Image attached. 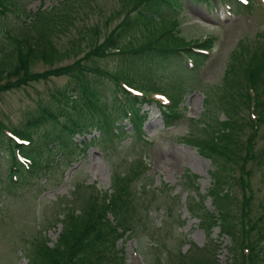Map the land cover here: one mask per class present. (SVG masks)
Wrapping results in <instances>:
<instances>
[{
  "label": "rangeland",
  "instance_id": "1",
  "mask_svg": "<svg viewBox=\"0 0 264 264\" xmlns=\"http://www.w3.org/2000/svg\"><path fill=\"white\" fill-rule=\"evenodd\" d=\"M250 2V7L233 5V14L229 15L228 6L219 0L211 4L182 0L177 9L162 8L161 15L151 20V26L134 25L119 42L128 48L137 46L146 36L159 31L160 17L175 18L174 32L186 41L214 37L212 48L204 53L206 57L200 56L196 68L186 56L165 58L153 53L87 59L90 65L134 78L136 87L159 102L177 98L185 116L179 121L165 120L156 102L138 106L139 114L147 115L142 124V133L148 140L144 142L130 121L123 118L113 97L112 81L102 76L92 78L101 97L99 105L104 103L105 116L117 128L113 134L103 135L95 127L86 135H75L73 140L80 146L84 147L80 140L88 142L84 152H63L61 162L52 165L46 176L25 172L15 185L9 183L8 161L0 153V264H32L41 248L38 243L48 246L56 240L66 212L92 203L100 208V195L104 190L118 193L113 187L114 177H125L127 171L130 175L133 171L143 173L126 186L130 193L118 216L126 232L117 240L116 248L121 250L125 264H195L211 259L214 264H232L238 258L241 191L233 185L226 201L231 230L238 233L237 238L222 236L219 226H214L208 236L201 225L202 221L206 224L202 206L212 212L214 206L209 195L204 196L202 203L198 195H205L210 188L214 164L200 155L198 147L188 143V139H202L205 129L206 132L213 125H221L230 113V104L238 123L241 117L243 127L237 132L240 142L249 136L239 82L248 86L242 78L243 70L248 64L255 66L251 56L264 50V0ZM130 8L131 3L126 5L124 0H7L0 13V62L3 58L14 59L11 52L15 43L9 35L19 36L24 31L34 43L37 35L45 37L57 53L52 64L33 60L31 71L68 65L100 43ZM134 9L130 17L137 14ZM70 81L66 75L51 76L0 92V121L20 128L33 113H57V121L40 123L33 132L35 142L41 145L44 133L54 132L52 129L57 126L55 132L59 131L62 122L78 118L75 111L62 106L61 94ZM255 142L256 157L246 163V169L251 171L252 216L254 221L257 219L251 237L256 248H264V124L258 129ZM25 152L36 160V145L26 147ZM139 158L147 163L143 164L146 169L141 168ZM218 161L234 169L229 173L238 175L239 160ZM149 186H160L162 191L154 193ZM93 189L101 192L96 193L98 198L90 196ZM78 209L74 214H78ZM260 216L262 220L258 219ZM107 252L104 264L112 256L111 251ZM256 264H264V255L257 258Z\"/></svg>",
  "mask_w": 264,
  "mask_h": 264
},
{
  "label": "trees",
  "instance_id": "2",
  "mask_svg": "<svg viewBox=\"0 0 264 264\" xmlns=\"http://www.w3.org/2000/svg\"><path fill=\"white\" fill-rule=\"evenodd\" d=\"M182 0H124V4L131 3V8L125 12L124 18L112 28L105 38L98 44L92 46L82 57L77 58L65 66H58L55 68H48L43 71H31V62L33 60H40L45 63H53L57 53L51 43L40 34L35 40V43L26 38V33L20 32L19 36L9 35L10 40L15 43V48L11 53L14 55V59L3 58L0 62V92L20 88L31 81L44 80L51 76L66 75L71 78L69 84L63 89L62 106L66 109H71L78 118L68 119L67 122H62L59 131L53 127L52 133H44V141L41 145L35 142L32 137L33 132L37 129L40 123L48 120L57 121L58 115L55 112H47V114L30 115V118L25 120L23 126L20 128L8 127L0 121V153H4L8 161V177L9 183L12 185L18 184L21 179L22 173H36V177L46 176L47 171L52 165H58L61 162V156L63 152L71 155L77 150V153L85 151V145L88 143L85 140H80L84 143V147L74 142L73 137L78 134L90 133L93 128H98L103 135L106 133L113 134L117 128L111 125L110 120L105 116L106 107L104 103L99 105L101 97L95 88L94 80L96 76H102L103 78H109L114 86L113 97L118 102L122 110V116L128 119L133 128V131L139 135L140 140L148 142L142 133V124L147 117L146 112L141 115L136 109L138 106L146 103L145 97H137L127 93L120 85L122 81L133 84L134 78L125 75L124 73H112L108 70L101 69L97 66H93L87 63V59L95 57H106L112 54H125V55H141V54H156L162 57H174L187 53L192 55L194 61V68L198 65V60L201 59L202 53L195 51L194 49H211L212 41L214 37L205 38L203 40H184L176 35L174 28H176L177 20L166 19V17H160L159 23L161 24L159 31L151 36H146V39L139 45L134 47H126L119 42L126 36V33L135 28L143 26V28L151 26V20L161 15V10L164 7L167 8H179ZM207 3H212L214 0H196ZM225 2L228 0H220ZM5 2L7 0H0V13L4 12ZM240 5L239 3H234ZM232 6V10H234ZM241 6V5H240ZM245 6V7H250ZM137 10V14L134 17H130V11ZM138 21V23H137ZM36 27H38L36 25ZM39 32V28H38ZM10 41V42H11ZM206 57V56H204ZM252 62H256V65L248 64L243 70L244 84L239 82V91L242 89V102L245 109V123L249 129V136L240 142L237 132L242 130L241 117L239 123L237 119L231 114H235L232 104L229 105L230 111L227 115V119L221 122V125L211 126L210 131L204 130L206 136L202 139H192L188 143H195L198 147L200 155L207 157L214 164V169L210 171L211 186L205 195H198V200L203 202L204 196L209 195L211 203L214 206V211L207 210L204 205L202 206L205 215V226L201 219V225L209 236L211 229L214 226L220 227L221 235L227 234L231 239H235L237 232H232L231 227V214L229 208L226 206L227 199L229 198V191H231L233 185H237L241 191V201L239 204V233L243 232L244 221L249 223L250 235L252 229H256L257 219L254 221L252 216V197L253 189L251 187V171L246 169V163L249 160H253L256 155L254 153L255 136L262 124H264V50L257 51L251 56ZM250 60V61H251ZM89 77V82H87ZM243 83V82H242ZM250 90V91H249ZM121 94V98H124V102L121 104L118 101L116 95ZM253 92V93H252ZM119 96V94H117ZM232 96V94H231ZM120 98V99H121ZM149 101V100H148ZM162 113V118L165 120L179 121L184 118L182 109L180 108V100L172 98V102L168 106H159ZM257 115L256 119H253L249 115V110ZM89 114L86 118L85 115ZM79 118H82L80 120ZM118 119L116 120V122ZM172 123V122H171ZM95 128V129H96ZM18 136L20 139H25L28 143L21 144L16 142L9 134ZM194 141V142H193ZM36 145V160L33 156L28 155L25 152V148ZM69 148V149H68ZM77 154V155H78ZM23 156L27 162H22L19 156ZM66 156V155H65ZM68 157V156H67ZM76 158V157H75ZM218 158H223L226 163H234L239 160L238 175L229 171H234L231 166L218 161ZM140 159L141 168L146 169L143 164H147L144 159ZM43 164H41V162ZM132 163L130 162V165ZM137 166V165H136ZM131 168V167H130ZM125 177H114L113 187L118 189V193H107L104 190L102 196V206L96 209L92 203L87 207L81 206L79 209H70V212H66L61 219L62 230L58 234L56 240L51 245L42 244L40 250L36 254L35 261L32 264H104L105 255L108 254V250L112 252L110 260L105 261L107 264H125L124 256L119 253L116 248V242L119 238H123L125 235V227L122 224L119 213L123 210V206L127 201L128 194L130 193L126 186H128L133 178L140 176L143 172L133 171L130 175L129 171L125 172ZM44 182H41L42 185ZM140 181V186H142ZM93 185L91 186V188ZM94 188V187H93ZM150 188V186L148 187ZM95 190V189H93ZM141 191V190H140ZM146 191V188L144 189ZM149 191L159 192L162 191L160 186L150 188ZM98 193H101L97 189L94 192H90V196L98 198ZM125 196V197H124ZM199 202V201H198ZM191 207H188V209ZM78 209V214H74V211ZM112 216V220L108 215ZM264 215V212L263 214ZM258 219L262 220V216ZM126 230H130L126 228ZM259 237L262 234L259 232ZM41 239V238H40ZM253 238L249 240L251 242L250 254L248 256L241 255L238 260H233L232 264H244L245 260L248 264H256L257 258L260 259L261 255H264V248H256V244ZM240 244V243H239ZM240 252V251H239ZM195 264H214L211 260L196 262Z\"/></svg>",
  "mask_w": 264,
  "mask_h": 264
}]
</instances>
